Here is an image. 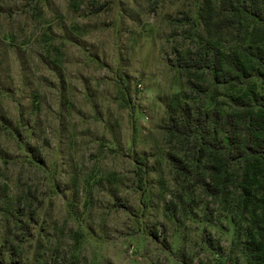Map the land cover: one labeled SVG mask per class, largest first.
<instances>
[{
    "label": "rangeland",
    "instance_id": "1",
    "mask_svg": "<svg viewBox=\"0 0 264 264\" xmlns=\"http://www.w3.org/2000/svg\"><path fill=\"white\" fill-rule=\"evenodd\" d=\"M200 8L0 0V264H248L231 199L172 166L175 96L196 103L169 61L206 38Z\"/></svg>",
    "mask_w": 264,
    "mask_h": 264
},
{
    "label": "trees",
    "instance_id": "2",
    "mask_svg": "<svg viewBox=\"0 0 264 264\" xmlns=\"http://www.w3.org/2000/svg\"><path fill=\"white\" fill-rule=\"evenodd\" d=\"M158 2L150 0L151 9ZM203 2L196 16L206 38L196 36L193 51L169 61L196 103L181 105L175 96L166 132L188 160L175 157L172 166L176 179L190 180L214 202L231 199L230 221L244 229L239 244L245 261L264 264V91L252 83L257 78L264 84V0ZM144 164L137 169L140 178Z\"/></svg>",
    "mask_w": 264,
    "mask_h": 264
}]
</instances>
